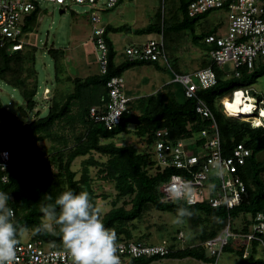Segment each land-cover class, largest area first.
<instances>
[{"label":"trees","instance_id":"trees-1","mask_svg":"<svg viewBox=\"0 0 264 264\" xmlns=\"http://www.w3.org/2000/svg\"><path fill=\"white\" fill-rule=\"evenodd\" d=\"M211 11L190 17L187 15V0H176L174 8L171 6V13L168 18L165 16V8L161 11L158 10L155 24L150 22L145 27L133 29V32L139 35L156 33L162 34V36L169 32H175L179 35L184 29H192ZM38 14V11H33L25 18L21 27L23 38L33 28ZM129 30L131 28L125 24L104 25L102 36L107 46L106 72L104 74H91L83 79L72 78V91L62 101L54 100L55 96H53L44 116H39V112L36 111L34 119L29 120L30 112L36 105L34 93L30 97H23L24 107L19 105L17 108L19 115L6 110L0 100V164L5 165L4 170L0 169V190L9 192L8 206L13 210L14 220L20 230L19 236L22 231L30 230L31 239H40L56 248H63L61 238L56 231H42L39 234H33V230L43 221L40 208L43 204L53 202L62 191L71 189L76 193L87 191L94 208L97 209L95 205L96 195L88 176L90 166L99 167L100 178L115 181L114 186L118 195L129 197V201L125 203L129 207L125 205L117 207L114 203L113 207L101 217L104 225L115 231L117 240H131L134 237L131 224L140 218L149 207L174 214H177L178 209L187 208L192 213L189 217L193 223L201 221L202 214L206 215L212 223H206L208 231H203V241L218 235L228 221L231 222V228L234 232L238 230L243 233L248 232L251 217L256 212L264 211V159L261 161L257 159V155L264 151V128L254 127L250 122L228 117L222 112L217 100L233 90L242 87L248 88L257 81V78L263 76L264 59H257L251 70L241 69L239 76L232 74L231 77H224L223 69L212 63L209 55V51L214 45L204 41L206 36L216 35L215 28L202 34L193 32V44L204 52H202L203 57L200 60L201 66H210L216 76V83L208 88L200 89L198 95L205 101L214 116L224 153L229 154L233 146L241 142L251 151L244 166L239 171L246 184V193L239 205L227 210L224 207L213 208L208 205L188 206L182 202L162 199V195L159 193L160 184L168 179L171 174L181 173V170L171 167L160 169L157 164L155 166L151 145L155 139L156 130L166 128L169 131L170 139L176 140L184 136H194L209 124L208 120L202 119L196 113L195 100L186 98L183 87L175 83L167 84L174 85V89L166 91L164 88L168 87L166 85L149 95L131 100L128 103L127 111L122 113L119 123L112 129H107L102 122L93 121L89 117L91 106H88L81 116L82 119H85L84 128L77 131L72 145H66L63 136L57 135L53 137V140L59 147L51 151L49 157L43 161L41 168H36V163L30 161L38 154L42 155L41 150L34 148L35 140L51 136V129L61 120L64 123L68 121L71 123L74 118L67 115L70 105L73 100L82 96L84 90L95 92L97 88L98 90L99 88L102 89L96 101L99 110H102L106 108L108 102L106 82L110 77L122 75L125 70L134 66L154 65L161 68L156 61H130L124 55L121 61L116 62L117 52L110 34ZM165 39L163 40L164 43ZM22 46L24 47V45ZM23 47L11 50L10 41L5 46L0 47V81H5L22 70L33 69L36 50L32 47L23 51ZM49 50V54H52L54 59L55 72H57L56 60L59 56L63 57L64 51L53 48H49ZM175 57L173 55L174 61H176ZM57 65L59 67V64ZM174 68L175 70L178 69L177 64ZM251 92L259 98L262 97L256 90L251 89ZM262 98L264 99V97ZM130 125L134 127L136 137L144 144L143 149L139 150L131 144L115 145L111 142H102V140L129 132L128 127ZM6 131L13 133L9 135ZM203 141L204 139H197L196 143L199 144ZM4 152L8 153L7 159L3 158ZM94 152L106 155V161L100 163L94 158ZM19 154L23 159L18 158ZM85 155L87 158L81 162L80 175L75 178L76 171L71 170V163L77 157ZM53 167L56 169L55 172ZM49 197L52 199L49 200ZM239 217H241L240 225L236 226L234 220H238ZM209 219L208 222H210ZM262 242L264 244V238ZM201 244L202 242L200 245L187 246L182 249H176L173 244H170V252L165 258L191 257L204 262H214L216 258L207 255ZM258 244V241L251 242V248L248 250L249 255L245 259L247 264H264V258L255 256ZM225 250L231 249L226 246L223 251ZM236 252L241 256L243 254L242 251ZM157 259L159 257L135 258L127 264H149Z\"/></svg>","mask_w":264,"mask_h":264},{"label":"built area","instance_id":"built-area-1","mask_svg":"<svg viewBox=\"0 0 264 264\" xmlns=\"http://www.w3.org/2000/svg\"><path fill=\"white\" fill-rule=\"evenodd\" d=\"M45 2L58 5L63 10L70 3L84 4L90 9L100 5L111 8L118 0H0V47L10 41L11 50L21 49L24 43L21 27L25 18L33 11L39 13L41 4ZM216 9H225L227 13L226 32L222 35H208L204 41L214 45L209 51L212 63L219 67L231 64V75L239 76L241 69L251 70L257 59H264V0H187V15L190 17ZM90 21L97 24H92L91 40L98 52L100 73L104 74L107 70V46L102 36L104 26L99 24L96 14L91 15ZM163 45L160 36L147 39L142 44H131L124 48V54L130 61H157L165 58ZM171 82L180 84L184 96L195 100L196 113L202 119L208 120L209 124L194 136H184L176 140L170 139L167 129L156 130L151 145L155 166L157 164L160 169L171 167L181 170V173L171 174L160 184L159 193L163 200L182 202L188 206L208 205L213 208L233 209L240 204L246 193V184L239 171L251 151L242 142L234 145L229 154H225L221 148L220 133L214 116L198 95L200 89L216 83L215 72L211 67L188 74L175 72ZM106 87V108H90L89 117L95 122H102L107 129H112L119 123L122 113L127 111L132 97L124 92L123 79L118 75L110 77ZM237 91L255 103L253 110L247 114L241 112L236 117L250 122L254 127L264 128V99L252 95L251 89L236 90L232 94ZM222 106L223 113L229 116L225 100L222 101ZM197 139L204 141L197 144ZM176 238L183 241L184 236L180 232ZM263 238L264 211H259L251 217L248 232H234L231 222L228 221L218 235L203 241L201 245L209 256H214L217 260L225 246H247L252 241L261 243ZM117 248L121 264H127L135 258H163L170 252L166 241L148 243L118 239ZM248 255V251L242 254L245 258ZM17 258V264H72L71 257L64 248H56L34 238L19 239Z\"/></svg>","mask_w":264,"mask_h":264},{"label":"rangeland","instance_id":"rangeland-1","mask_svg":"<svg viewBox=\"0 0 264 264\" xmlns=\"http://www.w3.org/2000/svg\"><path fill=\"white\" fill-rule=\"evenodd\" d=\"M176 0H121L115 6L107 8L100 5L95 9H90L84 4L70 3L68 6L61 10L58 5H53L50 2L42 3L36 22L31 31L24 36L23 51L29 48H34L35 63L33 69L22 70L11 78L5 81H0V100L6 110L14 114H18V106L24 107V98L30 97L32 93L35 94L34 99L36 105L32 112H30L29 120H33L35 112H39V116H44L47 113L52 97L54 100L62 101L68 93L73 89L71 79L79 77L81 79L91 74L100 73V64L98 63V52L93 46L90 36L92 35L93 24L90 21L92 14L99 17V24L120 25L125 24L131 28L129 31H121L111 33L110 37L116 49L115 60L121 61L123 59V49L131 44H142L147 39H156V33L148 35H139L133 32L135 28L145 27L150 22L157 21V11L165 8V16L169 17L171 13V6L174 8ZM102 2V1H101ZM179 17V16H178ZM227 13L223 9H216L211 11L208 16L198 23L192 29H184L179 35L175 32H169L163 35L165 39L166 53L169 62L178 68L192 72L196 68H201L200 60L203 57V50L197 47L192 42L193 32L202 34L209 29H216V32L224 34L226 31ZM93 24V25H92ZM166 34V33H165ZM49 48L63 50V57L59 56L55 63L53 57L49 54ZM52 52V51H51ZM204 53V52H203ZM171 55V56H170ZM175 55L176 61L173 60ZM58 57V54H57ZM159 60H163L162 58ZM157 60V61H159ZM164 65V64H163ZM210 67V66H207ZM205 67V68H207ZM224 71V77H231L232 68L231 64L221 66ZM180 70V71H181ZM196 72V71H194ZM186 74V73H176ZM69 76V77H68ZM124 82V92H133L132 101L137 97L146 96L153 93L155 90L163 88L167 84L172 83V76L169 69L155 68L154 65L134 66L127 69L122 75H119ZM180 85V84H179ZM165 90L174 89V85H167ZM244 91L246 87L240 88ZM247 89L256 90L264 97V75L257 78V81L250 85ZM134 90V91H133ZM102 89L98 88L95 92L84 90L82 96L72 101L68 116L74 118L71 123L68 121L64 123L63 120L58 122L53 129H51V136L35 140V150H41L42 155L38 154L33 160L36 168H41L42 163L47 159L55 148L57 147L56 141L53 137L59 135L63 136L66 145L73 144L77 131L84 128L85 119H82L87 107H94L99 109L96 103L97 96L101 93ZM234 92V90H233ZM225 95L223 98L217 100V104H222L223 100H229L232 93ZM236 93V92H235ZM234 93V94H235ZM134 94V95H133ZM233 94V95H234ZM251 94H253L251 92ZM249 94L250 96H252ZM254 95V94H253ZM61 97V98H60ZM93 105V106H92ZM89 108V110H90ZM221 108V105H220ZM223 109V107H222ZM237 118V117H235ZM239 119V118H237ZM68 120V119H67ZM240 120V119H239ZM127 133H121L113 138L102 140L103 143H114L115 145H134L137 149L141 150L144 147L141 140L138 139L134 133V127L130 125ZM9 135L13 132L6 131ZM40 155V156H39ZM18 158L23 159L19 154ZM33 158V157H32ZM31 158V159H32ZM87 158V155L77 157L71 163V170L76 171L75 178H78L82 169L81 162ZM94 158L100 163L105 162L106 155H101L94 152ZM258 160L264 159V151L257 155ZM55 172V168H52ZM88 176L90 177V184L93 188L96 208L99 210L100 217L108 212L115 203V206L125 205L129 207L126 201L129 197L118 195L115 189V181L111 179L100 178L98 166H90L88 169ZM177 214L156 210L149 207L140 218L136 219L131 224L133 231V238L131 240H140L144 242H160L165 240L169 246L173 243L176 249H182L187 246H197L203 242V231H208L206 225L212 223L208 222L206 215H201V221L193 223L189 216H186L182 223H175ZM240 218L235 221V225H240ZM207 220V221H206ZM182 233L183 241L178 243L172 241L176 239L178 233ZM32 236L30 230H24L20 233L19 239L26 240ZM231 250L223 251L217 260L214 262H204L195 258H163L161 260L152 261L150 264H247V258L241 256L236 252L233 245L229 246ZM251 248V243L248 249ZM256 257L264 258V244L263 242L256 247ZM207 254V252H206ZM208 255V254H207ZM126 264V263H124Z\"/></svg>","mask_w":264,"mask_h":264},{"label":"clouds","instance_id":"clouds-1","mask_svg":"<svg viewBox=\"0 0 264 264\" xmlns=\"http://www.w3.org/2000/svg\"><path fill=\"white\" fill-rule=\"evenodd\" d=\"M232 96V101H225L230 117L235 118L241 112L253 110L255 102L248 100L243 93L237 91ZM2 155L7 159L8 153ZM4 168L5 165L0 164V169ZM9 200V192L0 190V264H17L18 259L20 230L14 220L13 210L8 206ZM40 211L43 221L33 230V234L56 231L72 264H121L116 233L104 225L87 191H62L53 202L43 204ZM191 214L187 208L178 209L175 223H182Z\"/></svg>","mask_w":264,"mask_h":264},{"label":"crops","instance_id":"crops-1","mask_svg":"<svg viewBox=\"0 0 264 264\" xmlns=\"http://www.w3.org/2000/svg\"><path fill=\"white\" fill-rule=\"evenodd\" d=\"M227 22V21H226ZM104 25H107V24H103V26ZM226 29H227V23H226ZM226 32V31H225ZM116 33V32H115ZM92 34V33H91ZM157 36V38H159L160 36L162 37V34H156ZM216 35H222V33H219V32H217L216 33ZM162 39H163V37H162ZM90 40H91V36H90ZM93 43V42H92ZM163 44H165L164 43V41H163ZM94 46V45H93ZM164 47V52H165V58L163 59V60H159V61H156L157 63H158V65H159V67H161V68H164L165 69V66L169 69V72H170V75L172 76V74L173 73H194V71H197V70H199V69H195V70H193L192 72H186V71H183V70H181V69H177V70H175V66L173 67V65L172 64H170V63H172V61L171 62H169V60H168V56H167V53H166V46H163ZM95 48V47H94ZM125 48V47H124ZM123 55L125 56V54H124V49H123ZM171 56V55H170ZM118 62V61H117ZM164 64V65H163ZM178 66V65H177ZM155 68H158V67H156V66H154ZM201 68H205V67H201ZM221 68V67H220ZM130 69V68H129ZM160 69V68H159ZM181 70V71H180ZM126 71V70H125ZM124 71V72H125ZM123 72V73H124ZM122 73V74H123ZM134 91V90H133ZM155 91H157V90H155ZM154 91V92H155ZM131 93H133V92H131ZM130 93V91L129 92H127V94L128 95H130L131 94ZM134 95V94H133ZM131 97H132V95H131ZM166 129V128H165ZM240 229V228H239ZM239 231V230H238ZM176 237H177V235H176ZM175 237V238H176ZM163 241H165V240H163ZM172 241H177L178 243H180V240H178L177 238L176 239H174V240H172ZM160 242H162V240L160 241ZM160 242H152V243H160ZM262 243V242H261ZM171 244H173V243H171ZM260 244V243H259ZM232 245V244H231ZM231 245H229L230 247H231ZM235 245V246H234ZM233 246L235 247V249H236V251H242V252H244V251H248L249 249H248V246H249V244L247 245V246H245V245H241V244H234ZM204 251H205V248H204ZM205 253H206V251H205ZM163 258H165V257H163ZM163 258H159V259H157V260H161V259H163ZM168 259H173V258H168ZM157 260H153V261H157ZM152 262V261H151ZM150 262V263H151ZM149 263V264H150Z\"/></svg>","mask_w":264,"mask_h":264},{"label":"bare ground","instance_id":"bare-ground-1","mask_svg":"<svg viewBox=\"0 0 264 264\" xmlns=\"http://www.w3.org/2000/svg\"><path fill=\"white\" fill-rule=\"evenodd\" d=\"M233 99H234V96H232V98H231V99H229V100H227V101H229V102H230V101H232ZM225 101H226V100H225ZM225 104H226V103H225ZM226 107H227V105H226ZM226 109H228V108H226ZM227 111H228V110H227ZM242 113H243V114H247L248 112H247V113H244V112H242ZM242 113H239L238 115H240V114H242ZM225 247H226V246H225Z\"/></svg>","mask_w":264,"mask_h":264}]
</instances>
